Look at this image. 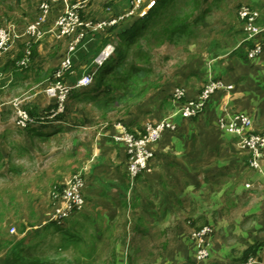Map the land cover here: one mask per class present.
<instances>
[{
	"label": "rangeland",
	"instance_id": "374dc122",
	"mask_svg": "<svg viewBox=\"0 0 264 264\" xmlns=\"http://www.w3.org/2000/svg\"><path fill=\"white\" fill-rule=\"evenodd\" d=\"M43 1L0 0V28L14 24L22 35V38L16 41L9 51L0 56V264H3V257L8 248L12 246L9 244L7 248L5 245L8 237L15 243L20 241L36 243L37 252H32V258L27 257L33 261L38 260L41 264H87V261H82L83 257L81 259V255H84L85 252L82 250V243L89 247L90 257L98 256L93 264H114L116 253L113 250V244L106 241L105 236L101 238L98 249H95L96 247L92 245L95 235L84 234L79 236L81 240L78 239L75 243L65 240L62 233L58 236L54 233L52 235L45 233L42 236L34 237L32 230H27L22 226L27 222L38 223L42 216L45 217L42 219L51 221L54 214L61 209L66 190L72 185V182L75 183L76 179L84 189L83 198L86 204L81 210L83 211L87 205V188L98 181L103 184L109 182L106 178L112 174L111 172L116 166V145L119 143L111 141L108 137L109 134H112L119 125L123 124L128 132L141 136L146 133L149 127L158 124L155 122L160 118V115L157 114L156 109L163 102L162 97L164 105L169 99H174L173 95L177 90H181L185 97L186 86L178 83L182 74L191 73L193 68H200L202 72L203 65L219 61L218 57L223 55L228 47L238 45L241 40L240 37H235L233 32L244 29L247 33L244 36L247 35L248 39L250 32L247 22L241 17V11L243 8H248L258 13V19L262 21L264 19V0H173L168 7L160 10L159 17L156 19L159 21V25H155L152 29V31L159 29L160 37L156 38L155 33H152L147 38L145 36L140 40V44L144 45L145 50L148 51L149 63L146 65L145 61L143 64L153 71L151 75H147L143 82L139 79V84L146 85L147 89L144 92L136 90L135 95L131 93L135 97H130V93H124L123 90L117 91L116 96H121V99L111 110L96 106L93 98L89 102H76L73 113L76 114L75 118L82 119V116L86 118L83 122L84 127L70 130L63 134L61 141L55 139L50 146L41 147L39 142H34L32 138L20 133L25 129L19 124L18 111H26L30 104L38 102V104L41 103L43 112H47L54 104L59 103L60 97L69 95L68 93L65 95L63 88H69L71 80L69 79L70 82L67 84L57 83L53 74L62 68L68 55L71 60L70 71L72 70L70 76H76V72H73L72 68L73 57L78 59L77 66L84 67L83 64L87 62L80 63L79 58L88 49L86 43L83 45L87 31L101 33V39L95 47L96 51L102 43V38L110 36L108 32L110 27L115 26L117 30L114 33H120L129 27L130 22L135 21L132 18L143 17L159 0L59 1L52 5L47 22L41 28L43 36L41 39H37L28 32V29L38 18ZM68 11L75 13L74 17L78 18L81 25L73 26L74 29L70 34L56 39L50 30L54 28L57 20ZM169 19H173L175 22L189 21L188 23L192 26L190 36L181 37L175 42L168 38L165 39L167 36L163 33L162 28L167 26ZM196 19H200L198 24L194 23ZM112 20H116L115 25L104 27L102 30L93 28L97 24L110 23ZM259 20L256 22V27L262 28L263 26L259 25ZM155 32L158 34L157 31ZM114 33L111 35V43L105 49L110 47L116 50V47L118 48L119 40ZM148 39L150 41L147 43ZM134 50L135 47L130 48L129 51L126 50L128 52L126 62L134 61L132 56ZM101 54L93 63L89 64L90 66L85 65V68H90L84 70V76L89 73L92 76L93 85L96 83L98 69L104 65V63L103 65L99 64ZM5 68L12 72L18 71L16 75L18 80L4 84L11 78L10 74L5 72ZM63 77H61L62 80ZM209 78L219 80L215 76ZM205 85L206 83L199 95L203 92ZM59 86L62 88L59 89ZM56 88L55 92L49 93L50 90ZM173 90L172 95L170 92ZM66 102L65 99V107ZM167 109L164 110L165 114L169 113ZM226 109L233 113H240L236 109H231L229 104L225 107ZM145 110L149 112L148 126L144 123V118L147 116ZM165 114L162 116L165 117ZM85 115L87 116L85 117ZM139 117L142 118V122L134 125L135 120L137 118L139 120ZM249 118L252 120L251 117ZM222 119H224V115ZM253 122L252 120L254 126ZM255 132L261 133L260 131ZM98 133H101L102 136H99ZM2 159H9V164L3 163ZM250 160L251 168H249L252 171ZM262 171L264 172V168ZM130 180V185H126L127 188L125 186L123 189L122 186L124 194L122 198H135V196L143 198L139 184L137 185L135 182L136 179ZM113 189L116 190V187L106 189L110 193L108 198H114L115 192L111 193ZM239 206H241L240 210L247 209V204L244 202ZM50 228L56 229L52 225ZM53 229L52 231H54ZM214 240L213 232L209 242L210 246ZM42 242L46 243L45 248L49 251L39 253ZM70 244L74 245L73 249L66 247Z\"/></svg>",
	"mask_w": 264,
	"mask_h": 264
},
{
	"label": "crops",
	"instance_id": "0c3cea01",
	"mask_svg": "<svg viewBox=\"0 0 264 264\" xmlns=\"http://www.w3.org/2000/svg\"><path fill=\"white\" fill-rule=\"evenodd\" d=\"M259 21L264 28V19ZM245 34L244 29L233 32L235 37L241 38L238 45L228 47L218 57L219 61L203 65L202 72L200 68H193L178 80L186 86V93L180 103L173 102V108L194 101L210 76L219 78L232 89L216 94L199 117L173 119L174 128L151 146L153 156L149 169L135 180L143 198H122V186L124 189L131 181L127 169L128 147L114 139L126 129L122 124L108 136L119 143L116 145V166L106 178L109 182L103 184L96 179L98 182L87 188L86 208L61 219L56 213L52 222L42 216L44 218L38 223L27 222L20 226L32 230L34 237L62 233L65 240L75 243L84 234L95 235L92 241L95 249L105 236L116 253L114 264H193L196 255L194 229L210 226L215 240L209 245L211 257L203 264H249L250 260H254L253 264H264V172L253 168L250 171V153L240 150L235 138L220 125L229 104L231 109L252 118L255 131H264V34L254 39H247ZM257 45L263 50L251 58L249 52ZM5 72L11 78L4 84L18 80V71L5 68ZM173 92L170 93L173 95ZM162 100L156 109L160 118L155 123L168 118L172 111L164 113L163 97ZM83 101L89 102V99L75 103ZM40 104L34 102L28 109L43 113ZM145 112L144 123L148 126L149 112ZM75 116L20 133L39 142L41 147L50 146L55 139L61 141L64 133L84 127L86 118ZM135 121L134 125L141 123L142 118ZM2 161L7 165L10 162L9 159ZM111 187H116L111 191L115 192L114 198H108L110 193L106 189ZM242 202L247 204V209L240 210ZM51 225L56 227V232ZM22 243L30 245L33 251L38 248L34 242ZM41 246L39 253L49 251L46 243L42 242ZM66 247L73 249L74 245ZM81 247L85 250L82 261L93 264L98 256L90 257L89 247L83 243ZM250 249H255V253L246 257Z\"/></svg>",
	"mask_w": 264,
	"mask_h": 264
},
{
	"label": "built area",
	"instance_id": "2783aa9c",
	"mask_svg": "<svg viewBox=\"0 0 264 264\" xmlns=\"http://www.w3.org/2000/svg\"><path fill=\"white\" fill-rule=\"evenodd\" d=\"M59 1L65 0H44L40 7V14L35 22L29 27L28 32L41 39L43 34L41 32L42 26L47 22V18L52 9V5ZM76 9V8H74ZM75 14V13H74ZM73 13L70 11L66 12L64 16H61L54 25V28L50 30L51 33L55 35L56 39H60L68 34H70L75 26L81 25L78 18L74 17ZM241 17L245 19L248 25V31L250 32L248 39H254L262 34H264V28H257L256 22L258 20V13L249 10L248 8H243L241 11ZM76 21V22H75ZM116 20H112L110 23H102L94 26V30L103 29L104 27L115 25ZM74 26V27H73ZM22 35L19 33L17 27L14 24L0 28V54L9 51L16 41L20 40ZM73 50V48H72ZM71 50V51H72ZM263 50L261 45H257L250 52L251 57L258 56ZM114 48L108 47L100 55V62L102 64L106 62L113 54ZM101 66V65H100ZM71 68V60L68 57L64 62L60 70L55 74L56 78L63 77ZM93 82L92 76H84L79 80L77 87L87 88ZM62 88L61 86L58 87ZM65 95L69 93V88H63ZM232 86H227L222 80H214L208 78L205 88L201 95L198 96L194 101L181 104L176 106L171 112L170 116L160 123L151 126L147 129L146 133L141 136H136L128 132L127 129H123L121 136H116L114 139L117 142H123L128 147L129 161L127 165L129 176L132 180H135L137 176L146 172L152 161V151L151 146L157 143L163 136V134L173 129V119L180 116L184 119H192L200 116L208 104L211 102L213 97L220 91L229 92ZM56 89H52L49 93L55 92ZM175 103H180L184 94L181 90H177L174 95ZM59 103L57 104V110L52 116L61 114L65 110V99L66 96L59 98ZM18 120L22 128H26L32 120L29 114L25 110L18 111ZM221 127L228 134L236 138L237 147L242 151H247L251 154V165L253 168L257 169L260 173H263V161H264V132L256 133L253 130L252 120L245 114L233 113L229 110H225L224 119L221 121ZM83 185L75 180L72 185L66 190L63 196V205L61 209L57 212L58 218H66L74 213L81 211L86 204L83 198ZM213 234V230L210 226L202 227L193 233L192 238L196 243L195 260L193 264H203L209 253L210 239ZM254 260H250L249 264H253Z\"/></svg>",
	"mask_w": 264,
	"mask_h": 264
},
{
	"label": "trees",
	"instance_id": "16d2710c",
	"mask_svg": "<svg viewBox=\"0 0 264 264\" xmlns=\"http://www.w3.org/2000/svg\"><path fill=\"white\" fill-rule=\"evenodd\" d=\"M172 1L173 0L157 1L143 17L132 18L135 19V21L130 22L129 27H127L123 31H120V33L118 32V34L114 33L117 30L115 26H112L109 29L106 28L108 29L110 36L105 39L102 38V43L96 51L95 47L97 46L98 41L101 39V33H92V30L87 31V37L84 38L83 45H85L86 43L88 49L87 52L79 58L80 63L87 62L83 64L84 67L81 68L80 66H77L78 59H75V57H73L72 68L73 72H76L75 77L70 76L72 70L66 73V75L63 77V80L62 78H55L56 73L53 74L54 80L57 81V83L67 84L70 82L69 79L71 80L70 87H72L73 89L71 88L68 93L69 95L66 97L67 102L64 113L52 116L57 110L56 104H54L47 112L43 113H38L36 110L26 109L32 122L24 129L31 132L37 125H48L52 121H65L66 119H69L70 116L74 114L73 112L75 105L73 103L80 99L90 100V98H93L94 100H97L98 98H100L99 100L95 101L94 104L106 110H111L119 103L121 99V96H116L117 91L123 90L124 93H130V97H135L134 92L136 90L144 92L147 89V86L142 84L140 85L139 79L141 82H143L147 75H151L153 71L151 70V68H146L143 64L145 61L146 65L149 63L148 51L145 50L146 47L144 45L140 44V40L145 36L147 38L152 33H155L154 35L156 36V38L160 37V30L156 29L152 31V29H154L155 25H159V21L156 19L159 17L160 10L162 8L168 7V5L172 3ZM169 20L170 21L167 22L168 27L165 26L164 28H162V30L164 31L163 33L167 36L165 37V39L168 38L172 42H175L181 37L190 36L189 34L192 33V26L190 25V23H188L189 21L175 22V20L173 19ZM199 20L196 19L194 23L198 24ZM155 31H157L158 34H156ZM113 33L118 37L119 46L118 48L116 47V50L112 57L104 62V65L98 69L96 83L94 85L92 83V85L87 88L78 87L75 89V87H77L78 85L79 80L84 76V70H89L90 68L85 67L90 63H93L97 56L101 54V51H103L111 43V35ZM149 41L150 39H148L147 43ZM132 47H135V50L132 53L134 61L132 63H128L125 61L128 55V52H126V50L128 49L129 51V49ZM66 79H68L67 82ZM131 93H133L134 95ZM173 102H175L173 98L169 99L166 102L164 106L166 108L168 107L167 111H173ZM6 236L8 237V233L6 234ZM5 243L7 248L9 247V244H11L12 246L11 248H8L6 255L3 257V264H41L38 260L33 261L32 259L28 258H32L33 256V249L30 245L25 246L22 241L15 243V241H11L9 237L7 238V242ZM254 253L255 249H250L246 253V257H251L252 255H254Z\"/></svg>",
	"mask_w": 264,
	"mask_h": 264
}]
</instances>
